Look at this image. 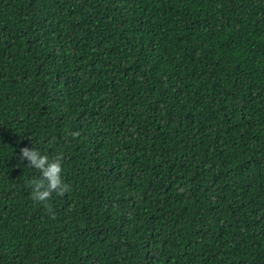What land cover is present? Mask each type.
I'll return each instance as SVG.
<instances>
[{
	"label": "trees",
	"instance_id": "trees-1",
	"mask_svg": "<svg viewBox=\"0 0 264 264\" xmlns=\"http://www.w3.org/2000/svg\"><path fill=\"white\" fill-rule=\"evenodd\" d=\"M0 264H264V0H0Z\"/></svg>",
	"mask_w": 264,
	"mask_h": 264
},
{
	"label": "clouds",
	"instance_id": "clouds-1",
	"mask_svg": "<svg viewBox=\"0 0 264 264\" xmlns=\"http://www.w3.org/2000/svg\"><path fill=\"white\" fill-rule=\"evenodd\" d=\"M73 138L79 136L78 131L70 133ZM19 157L21 161L26 160L27 166L37 170L40 175L29 179L26 184L31 188V198L33 201L42 204L45 209L52 214H55L52 205L49 201L52 199V194L63 196L70 191V185L62 178L63 164L62 155H54L49 157L38 149L28 146L20 148Z\"/></svg>",
	"mask_w": 264,
	"mask_h": 264
}]
</instances>
